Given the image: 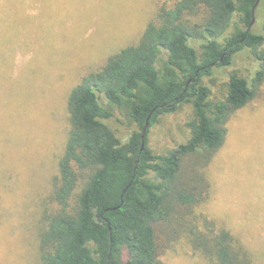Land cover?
I'll list each match as a JSON object with an SVG mask.
<instances>
[{
	"label": "trees",
	"instance_id": "16d2710c",
	"mask_svg": "<svg viewBox=\"0 0 264 264\" xmlns=\"http://www.w3.org/2000/svg\"><path fill=\"white\" fill-rule=\"evenodd\" d=\"M257 2H161L137 44L73 88L40 264H163L161 233L176 236L183 228L214 264H253L231 231L213 221L203 229L189 216L208 195L203 169L224 146L231 116L264 85V35L252 31ZM245 50L260 69L251 79L232 74L223 98H213L205 79ZM186 106L193 112L189 140L155 153L151 129ZM117 111L134 125L127 142L107 124Z\"/></svg>",
	"mask_w": 264,
	"mask_h": 264
},
{
	"label": "rangeland",
	"instance_id": "374dc122",
	"mask_svg": "<svg viewBox=\"0 0 264 264\" xmlns=\"http://www.w3.org/2000/svg\"><path fill=\"white\" fill-rule=\"evenodd\" d=\"M174 1L0 2V264H40V236L46 212H53L51 196L68 140L71 91L111 55L137 44L159 4ZM255 18L252 31L264 35V0ZM193 45L201 51L200 41ZM260 67L245 50L205 84L221 99L232 74L251 79ZM192 115L186 106L163 116L149 134L153 151L163 155L186 143ZM107 124L123 142L134 129L118 111ZM227 127L224 146L203 169L208 195L189 219L203 229L205 221L226 228L253 264H264V85ZM161 235L163 264H214L194 249L185 228Z\"/></svg>",
	"mask_w": 264,
	"mask_h": 264
},
{
	"label": "water",
	"instance_id": "95a60500",
	"mask_svg": "<svg viewBox=\"0 0 264 264\" xmlns=\"http://www.w3.org/2000/svg\"><path fill=\"white\" fill-rule=\"evenodd\" d=\"M259 4H260V0H258L256 6H255V8H254V11H253V14H254V15L256 14V10H257ZM254 22H255V21H254ZM144 136H145V134H144Z\"/></svg>",
	"mask_w": 264,
	"mask_h": 264
}]
</instances>
